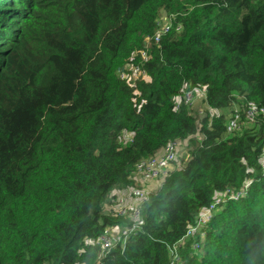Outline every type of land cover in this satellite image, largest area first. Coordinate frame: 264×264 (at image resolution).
Returning a JSON list of instances; mask_svg holds the SVG:
<instances>
[{"label": "trees", "instance_id": "obj_1", "mask_svg": "<svg viewBox=\"0 0 264 264\" xmlns=\"http://www.w3.org/2000/svg\"><path fill=\"white\" fill-rule=\"evenodd\" d=\"M194 87L199 120L176 104ZM248 103L263 112L227 132ZM172 140L188 158L146 191L141 227L95 245L128 224L104 206ZM263 148L264 0H0V264H264Z\"/></svg>", "mask_w": 264, "mask_h": 264}, {"label": "built area", "instance_id": "obj_2", "mask_svg": "<svg viewBox=\"0 0 264 264\" xmlns=\"http://www.w3.org/2000/svg\"><path fill=\"white\" fill-rule=\"evenodd\" d=\"M163 22L159 23L160 28L157 29L153 40L158 41L159 36L166 32L169 28V19L167 17H162ZM141 57L146 60L147 57L141 53ZM131 75L121 72L120 77L126 78L130 81L131 78H137L144 74L139 67L133 66L130 69ZM179 100L187 105L191 106L193 99L198 96L203 98L204 93L199 88L182 89ZM179 101L176 102L178 105ZM263 112V108H257L253 103H248L243 114L241 115L239 110L235 109L226 121V131L232 132L238 130L244 124L253 122L254 114L257 112ZM181 143L177 140L168 141L165 146L156 154L143 158L139 160L131 175L132 185L126 187L122 190V194L117 197L116 214L123 219L128 221V224L124 226H114L106 227L103 229L102 233L93 241L95 245L101 247V249H108L115 244L122 245L125 239L132 233H135L143 224L142 214H141V201L146 196V191L143 189L142 185L149 181H154L163 178L167 175L171 168V164L176 160L178 150L180 149ZM262 156L264 160V148L262 151ZM243 191L236 193H231L230 198L236 199ZM226 194L218 193L213 201L204 209H202L197 215L195 222L191 225L186 235L194 239L192 241V248L198 247V241L196 236L202 238L204 236V226L206 222L211 218L212 214L217 210V206L223 201V197ZM171 263L180 264V259L175 252H171Z\"/></svg>", "mask_w": 264, "mask_h": 264}, {"label": "rangeland", "instance_id": "obj_3", "mask_svg": "<svg viewBox=\"0 0 264 264\" xmlns=\"http://www.w3.org/2000/svg\"><path fill=\"white\" fill-rule=\"evenodd\" d=\"M161 16V15H160ZM160 23L163 22V18H160L159 19ZM176 101H179V98L176 99ZM235 109L237 107H234ZM208 110V107L207 105L204 103V101L202 100L201 97H198L196 96L194 99H193V103L191 104V106H189V111H191V113L193 112L194 114V117L196 120H199V118ZM185 146V143H182L181 146H180V149L178 150V153H177V156H176V160L173 164H171V168L172 167H176L180 164H182L183 160L184 159H187L188 158V152L186 151V147ZM159 181L160 180H155V181H150L149 182V185L151 186L150 188L153 189V188H156L159 184ZM143 189L145 191H149L151 189L148 188V186L146 184H143L142 185ZM115 194H116V199L114 200L113 204H110V205H105L103 210L105 212H112L110 213V215L113 214L114 212V215H115V211H116V205H117V197L122 194V191L121 190H116L115 191Z\"/></svg>", "mask_w": 264, "mask_h": 264}, {"label": "crops", "instance_id": "obj_4", "mask_svg": "<svg viewBox=\"0 0 264 264\" xmlns=\"http://www.w3.org/2000/svg\"><path fill=\"white\" fill-rule=\"evenodd\" d=\"M155 181V180H154ZM150 182V181H149ZM149 182H146V185L148 186V188H150L151 186L149 185Z\"/></svg>", "mask_w": 264, "mask_h": 264}]
</instances>
